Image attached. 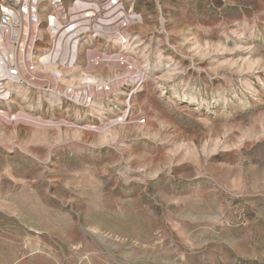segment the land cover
Masks as SVG:
<instances>
[{
  "label": "rangeland",
  "instance_id": "374dc122",
  "mask_svg": "<svg viewBox=\"0 0 264 264\" xmlns=\"http://www.w3.org/2000/svg\"><path fill=\"white\" fill-rule=\"evenodd\" d=\"M125 5L61 78L0 65V264H264V0Z\"/></svg>",
  "mask_w": 264,
  "mask_h": 264
},
{
  "label": "built area",
  "instance_id": "2783aa9c",
  "mask_svg": "<svg viewBox=\"0 0 264 264\" xmlns=\"http://www.w3.org/2000/svg\"><path fill=\"white\" fill-rule=\"evenodd\" d=\"M132 18L125 0H0V65L28 85L39 67L55 66L61 78L60 69L76 63L81 46L100 42L103 34L121 40Z\"/></svg>",
  "mask_w": 264,
  "mask_h": 264
},
{
  "label": "bare ground",
  "instance_id": "6f19581e",
  "mask_svg": "<svg viewBox=\"0 0 264 264\" xmlns=\"http://www.w3.org/2000/svg\"><path fill=\"white\" fill-rule=\"evenodd\" d=\"M102 29L104 30V31H106V33H108V34H111V35H113L114 33H116V28L115 27H112V26H103L102 27ZM123 39H126V37H124V36H122V39L121 40H123ZM127 43V42H126ZM58 55H60V57L61 56H63V54H58ZM57 55V56H58ZM116 58H121V56L120 55H118V56H116ZM4 85V84H3ZM2 86V85H1ZM3 88V87H2ZM4 93V92H3ZM2 96V95H1Z\"/></svg>",
  "mask_w": 264,
  "mask_h": 264
}]
</instances>
